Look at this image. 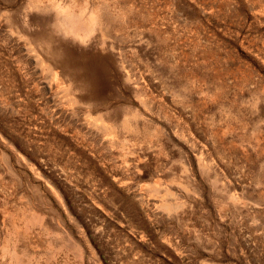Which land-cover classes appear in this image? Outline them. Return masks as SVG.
I'll list each match as a JSON object with an SVG mask.
<instances>
[{"label":"rangeland","instance_id":"1","mask_svg":"<svg viewBox=\"0 0 264 264\" xmlns=\"http://www.w3.org/2000/svg\"><path fill=\"white\" fill-rule=\"evenodd\" d=\"M66 4L0 0V264H264V0Z\"/></svg>","mask_w":264,"mask_h":264},{"label":"clouds","instance_id":"2","mask_svg":"<svg viewBox=\"0 0 264 264\" xmlns=\"http://www.w3.org/2000/svg\"><path fill=\"white\" fill-rule=\"evenodd\" d=\"M85 2H86V0H85ZM76 3H77V0H67L66 7L71 9L74 13H76L78 11V9L76 7ZM73 43L79 44V41H73Z\"/></svg>","mask_w":264,"mask_h":264},{"label":"bare ground","instance_id":"3","mask_svg":"<svg viewBox=\"0 0 264 264\" xmlns=\"http://www.w3.org/2000/svg\"><path fill=\"white\" fill-rule=\"evenodd\" d=\"M52 48V47H51ZM53 49V48H52ZM46 52V51H45Z\"/></svg>","mask_w":264,"mask_h":264}]
</instances>
